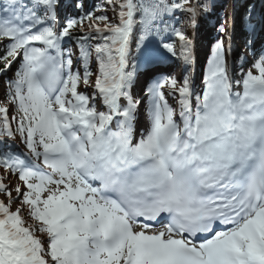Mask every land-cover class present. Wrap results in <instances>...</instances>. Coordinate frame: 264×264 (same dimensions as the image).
I'll return each instance as SVG.
<instances>
[{
    "label": "snow or ice",
    "instance_id": "snow-or-ice-1",
    "mask_svg": "<svg viewBox=\"0 0 264 264\" xmlns=\"http://www.w3.org/2000/svg\"><path fill=\"white\" fill-rule=\"evenodd\" d=\"M0 264H264V0H0Z\"/></svg>",
    "mask_w": 264,
    "mask_h": 264
},
{
    "label": "bare ground",
    "instance_id": "bare-ground-1",
    "mask_svg": "<svg viewBox=\"0 0 264 264\" xmlns=\"http://www.w3.org/2000/svg\"><path fill=\"white\" fill-rule=\"evenodd\" d=\"M202 70H200V72H201Z\"/></svg>",
    "mask_w": 264,
    "mask_h": 264
}]
</instances>
